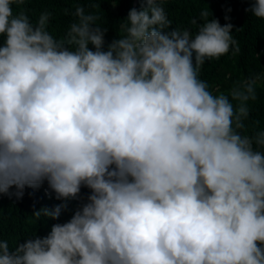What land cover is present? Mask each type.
I'll return each mask as SVG.
<instances>
[{"label": "clouds", "instance_id": "1", "mask_svg": "<svg viewBox=\"0 0 264 264\" xmlns=\"http://www.w3.org/2000/svg\"><path fill=\"white\" fill-rule=\"evenodd\" d=\"M27 2L0 0V196L46 181L63 203L39 221L90 194L43 237L0 238V264H264V130L243 134L262 77L228 95L199 78L239 50L234 25L205 9L193 34L172 27L169 0H138L105 47L81 0L59 39L51 12L14 13ZM247 2L264 19V0Z\"/></svg>", "mask_w": 264, "mask_h": 264}, {"label": "trees", "instance_id": "2", "mask_svg": "<svg viewBox=\"0 0 264 264\" xmlns=\"http://www.w3.org/2000/svg\"><path fill=\"white\" fill-rule=\"evenodd\" d=\"M77 6L76 0H29L24 5H13V9L14 13L26 10L33 23L45 10L51 12L48 31L59 39L73 22L74 17L70 13ZM81 6L99 16L97 23L108 29L105 47L113 39L125 34L120 26L125 22L128 11L133 7L138 10L141 8L138 0H119L116 6L107 0H101V3L100 0H92L91 3L81 0ZM164 7L173 28L189 29L193 34L203 23L200 12L205 9L210 13L209 19L217 18L221 25L228 22L234 25L232 35L239 50H230L219 59L206 61L199 71V78L207 82L214 95H228L237 82L260 75L262 79L256 86L257 99L249 101L251 113L245 121L246 129L243 134L251 136L264 130V19L245 11L250 7L247 0H169ZM66 9L69 10L67 14ZM226 15L230 20H225ZM193 19L197 20V24L192 23ZM229 98L231 99L230 96ZM89 194L90 189L82 187L79 198L67 201V208L62 210L58 220L41 217L39 221L33 216L34 211L42 207L51 209L63 203L55 198V193L48 188L46 181L38 189L26 188L20 200L15 197L10 199L7 195L0 196V238L7 240L10 247H15L17 242H23L35 233L43 237L50 231L52 224L69 220L75 210L87 201Z\"/></svg>", "mask_w": 264, "mask_h": 264}]
</instances>
